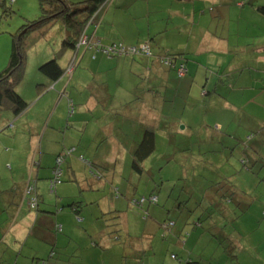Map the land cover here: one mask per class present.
<instances>
[{
  "label": "rangeland",
  "instance_id": "obj_1",
  "mask_svg": "<svg viewBox=\"0 0 264 264\" xmlns=\"http://www.w3.org/2000/svg\"><path fill=\"white\" fill-rule=\"evenodd\" d=\"M68 1L82 3L88 0ZM143 1L145 2L143 3ZM148 1L129 0L128 2H135V6H140L148 3ZM152 1L149 23L153 31V49L157 53L164 55L169 53L178 54L183 53L182 51L187 48L192 51L190 55L186 54V61L189 66L194 62L203 65L206 69L213 68V72L216 74L219 71L220 75L227 73L228 81L234 80L238 73L254 71L253 67L255 66L256 57L252 62L246 59L250 56L251 50L255 51L256 49V53H259L263 46L261 42H264V17L256 13L251 5H264V0H188L186 3H181L180 5L171 2L172 0H161L159 11L154 9V7L160 0ZM2 2L0 6V72L8 64L12 46L11 35H15L22 26L37 20L42 15L38 0H15L12 4L8 0H3ZM241 3L244 7L240 6ZM126 4L124 0H110L103 7L104 9L102 8V12L109 5L113 8L123 9ZM183 4L185 7L182 6ZM184 8L185 10H183ZM135 15L134 11H127V16L130 17L128 19L130 25H123L124 20L120 18L115 21V26L121 31H129L128 27L133 30L140 28L146 33V20L143 18H133ZM65 30L67 29L63 21L59 20L33 33L25 40L26 44L23 48L25 57L24 75L17 89V92L21 90L23 93L21 97L25 102L31 101L34 89L40 88L38 87L39 85L47 86L45 83L48 80L39 73V67L56 58L60 65L62 58L59 59V52L62 48ZM244 35L260 38L247 39ZM237 36L239 37L238 45H232L235 47L234 51L223 52L224 48H222L221 39H226V42L229 44ZM252 42H255L256 46H251ZM220 50L223 53H220ZM232 58L236 60H232ZM239 58L244 60L239 61ZM122 60L117 59L112 62L110 68H113V64H115L116 68H113L111 72H108L109 69L104 70L107 73L106 76H94L90 71L78 64L75 72L80 74L79 77L76 74L75 79L71 80L70 75H64L59 80V85L55 83L57 88H62L63 91L65 90L66 93H69L72 99L76 96L78 97L73 90L74 88H77L79 92L82 89L79 90L78 88H101L106 93L105 100L103 101L106 103L105 108L111 111L112 116L118 117L112 122L113 128H115V132L112 135L113 139L96 140L95 127L90 124L89 118L98 117L101 112L94 110L87 111L85 104H82V109H79L90 125L89 130H93L94 132L92 133L94 134V143L86 146L88 138H85V144L81 146L86 150L89 148V151H93V153L95 148L99 146L102 147L100 151H103L108 146L116 147L119 137L124 143L131 145L134 138L138 136L135 128H139V125L130 126L127 116L132 118L135 114H139L140 117L141 111L143 121L140 123L142 124L145 123L147 118L152 119L154 116V114L153 116L150 115L153 113L152 109L144 108L146 91L150 87L147 86L146 88L143 85L138 90V88L133 86L134 81L139 77L138 70H140V67L133 68L135 70L133 71V76L131 72L124 70L123 67H119L123 64ZM118 62H120L119 65ZM217 63H221V66L215 67ZM227 67L229 68L228 70H226ZM230 72L235 73L234 78L229 74ZM103 85L105 87H102ZM171 87L173 88L172 84L167 88ZM29 89H32L31 93H28ZM233 89L236 90L235 88H219V90L216 88L214 94L196 102V94H192L193 99L189 100V102L194 106L188 105L186 109L183 102L182 107L179 106L180 101H177L174 105L162 102V93H160V102L165 104L166 107L160 105L156 111L159 110L161 115L165 116L163 118L164 121L175 119V122L179 124L178 135L175 140H172V143H169L170 136L166 135L163 126H160V131H156V148L143 165L146 171L150 170L146 177L140 178L137 175H131L129 166L128 164L126 165L124 177L127 182L133 184L135 190L127 187L123 188L122 182L116 178L113 179V188H120L124 196L139 198L140 196H148L152 193L159 199V203L156 206L146 205V208H144L145 211L147 210L146 212L141 209H129L130 207L126 206V210L129 209V213L122 224L124 234L134 238L141 237L146 225L151 224L149 226L151 228L152 226L154 227L153 222H161L164 218H167L176 223V230L183 231L182 234H179L182 236L183 241L187 242L185 246H187L188 250H192L194 264H206L210 253L216 250H219V253L213 257V261L219 260L220 264H250L249 259L252 256L248 253L253 252L256 248L254 244H249L248 240L249 238L254 240L253 238L257 237L258 233L264 232V217L254 219V213L258 207L263 206L262 209H264V170L260 171L258 169L260 164L255 163L248 154V140L242 137L247 134L246 131L249 128L248 124H245V121L238 116V113L245 110L246 119L250 115L257 114V112L263 114L264 99H260L263 103H259L257 100L254 105L249 104L246 109H243L239 107L244 105L241 102V94L235 97ZM211 90L212 88H209V91ZM240 92L242 91L235 92V94ZM88 96V92L84 90L81 93L80 102L84 103V101H87ZM163 99L168 101L167 95ZM225 101L228 103L226 104ZM28 103L30 104V102ZM155 103H159V101H155ZM216 103L219 107H216ZM229 104L234 105L235 108H232ZM74 109L77 112V106H74ZM25 112L30 117L42 116L44 114L40 105L34 104L29 106ZM182 112H185V114ZM6 114H9V112L0 111V123ZM10 116L13 117V115ZM154 119L156 120L155 117ZM10 125L12 127V123ZM237 126L242 128L237 133L239 137L234 135L236 132H233ZM183 127L186 129L183 130ZM124 128H127L126 132L131 130L128 137L133 136V139L124 136ZM6 130L0 133V140L2 139V135L7 134ZM117 137L118 139H116ZM233 137L242 139H234ZM10 144L12 148L6 146L8 149L7 156L12 157L13 166L22 171L19 176H14V179H21L22 175L29 177V172L33 168L31 167V162L28 172L26 162H24L25 155L21 153L20 156L18 152L21 145L14 141ZM25 148V144H23L21 149L24 150ZM115 153H117V150L109 151L105 157V163L109 165V168H107L109 171L105 172L107 175L110 174L113 164L118 159L113 156ZM82 154L88 159L93 158L92 154ZM86 158L84 159L88 161ZM244 163L248 167L257 165V168L252 166L253 170L250 172L246 167L244 168ZM3 175L8 176L7 173H3ZM153 179L155 180L153 181ZM157 179L159 183L156 186ZM4 182V180H1L0 186ZM219 183H221L223 189L220 193H217L218 190L215 189V185H219ZM228 188L231 189V192L228 191ZM43 189L45 190L46 187L44 186ZM103 193L101 192L100 195L102 196ZM211 197L217 200H221L224 197V205L229 211L227 216H230L231 220L227 219L225 222L219 221L218 218L220 216H217L218 214H215L213 219H217L219 221L217 222L219 223L218 225L223 227L227 233L235 236L233 238L234 242L232 239H228L229 246L227 249L233 248L232 243H235L236 252L232 256H236L239 262H236L235 258H232L231 255L224 254L223 257H220L222 250H227L226 246L223 248L220 236L214 235L217 230L210 229L209 232L207 231L208 227L216 228V225L206 224L207 220L204 218L202 228L197 229L194 227L193 220L194 218L198 219V216L196 215V210L192 208L199 202H203L202 207L208 206V199ZM234 198L246 204V208L249 207L251 212L249 214H240L235 211L234 213L236 208H234V203L230 202ZM176 199L180 200V202H186L185 207L179 212H176L174 208ZM110 200L112 209L115 204L120 208L119 204L112 197H110ZM163 206L165 207L164 212L161 211ZM158 209L161 214L157 212ZM145 213H147L148 220H144L145 218H143ZM188 215H190V218L187 217ZM221 216L224 217L222 214ZM155 228H157V225ZM189 234L190 236L188 237ZM249 234H251V237ZM152 240L150 242L149 240L146 242V239L142 241L144 245L143 249L152 254L149 258L158 260L159 262V254L164 252L166 257L165 255L162 257L166 258V264H186V260L182 259L184 258L183 250L187 249L182 243H178L177 239L173 240L171 236L170 239L168 238V241L164 240V242L160 237L154 238L153 236ZM175 241L177 242L175 243ZM4 242L6 245L4 247L0 246V259L4 257L3 264H28L24 258H14V255L11 254L14 250H10L12 248L9 247L10 241L8 238ZM192 243H194V246L190 248L189 245ZM30 245L40 246L37 241L31 242ZM238 245L240 249H237ZM109 250L113 251V260L118 261L122 252L121 245L115 243L109 247ZM258 250H264V247L261 246ZM67 251L71 252V250H61L60 262L67 260L64 255ZM39 252L40 257L45 260L47 256L46 250H39ZM137 253V250H132V255H137ZM171 255H176L179 259L172 260L170 258ZM135 263L132 260L131 264Z\"/></svg>",
  "mask_w": 264,
  "mask_h": 264
},
{
  "label": "crops",
  "instance_id": "obj_2",
  "mask_svg": "<svg viewBox=\"0 0 264 264\" xmlns=\"http://www.w3.org/2000/svg\"><path fill=\"white\" fill-rule=\"evenodd\" d=\"M128 1L129 0H124V2L127 4L123 7V9L115 7L113 8L111 5H109L111 7L108 6L106 10L102 12V10L104 9L103 8L96 15V18L91 23L89 28H87V35H93V37L95 36V39L100 40L103 45H110L111 43H116L123 44L126 46H132L141 42H149L153 49V31L151 30L149 23L150 13L152 9V6L150 5L153 1L147 0L148 3L140 6H135V2L130 3ZM144 2L145 1H143V3ZM160 2L161 0L155 5L154 9L159 11V7H161ZM171 2H175L180 5L181 3H186L187 1L172 0ZM182 6L185 7L184 4ZM240 6L244 7L242 3L240 4ZM183 10H185V8ZM127 11H134L136 15L133 18H143L146 20V33H144L140 28H135V30H133L127 27L129 31H121L118 27L115 26V21L120 18H123L124 20L123 25H130V21L128 20L130 19V17L127 16ZM244 36L247 39L260 38L257 36ZM238 40L239 37L237 36L235 40L231 41L228 44L226 42V39H221L222 48H224L223 52L234 51L235 47L233 46L238 45ZM261 44L263 46L260 49L259 53H256V49L255 51L251 50L249 53L250 56H248L246 59L247 61L252 62L255 60L256 57L255 66L253 67L254 71L248 73H238L236 77L234 72H230L229 74L232 75V78L235 77V79L232 81H228L227 73L224 75H220L219 71L216 74L213 72V68L206 69L203 65L196 64L193 61V64L191 66H189L187 61H185L187 74L183 78L179 79L173 72L168 71L165 66H161L160 62H158L159 60L157 59V57H161V55L163 54L160 55V53H157L154 49L153 51L154 54L156 53V57L152 59H132L121 57L107 58L101 53L94 51H81L80 49L79 53L67 52L62 57H60L62 58L60 66L64 70H66L69 62L71 61V58L77 56L78 64L82 66V68H85L86 70L90 71L94 76H106L107 73L104 70L109 69L108 72H111L113 68H116L115 64H113V68L111 69L110 64H112V62L116 61L117 59H123L121 61L123 64L119 67H123L124 70L131 72V75L133 76V71H135L133 70V68L140 67V70H138L139 77L136 78L133 86L138 88V90L143 85L146 88L147 86L150 87L146 91V102L144 103V108L147 107L149 109H152L153 113H151L150 115L153 116L154 114V116L152 117V119L147 118L145 120V123L142 124L140 122L143 121V118L141 117L140 111V117L139 114H135L132 118L127 116L129 120V125L136 126L138 124L139 128H135V132L137 133L142 131L143 127L147 124L155 126L156 131L159 130L157 129L159 127L158 125L162 124L166 127V135L170 136L169 140L172 142V140H175L178 135L177 128L179 124L175 122V119H167V121H164L163 118H165V116L161 115L159 110L156 111V109L159 108L160 105L165 106V104L160 102V93H162V102H168L169 105H174L177 101H180L179 106L182 107L183 102L186 106L185 109L188 105L191 107L194 106L192 103L189 102V100L193 99L192 94H196L195 102L205 97H209V88H218V90L219 88H235L236 90L233 89V91L235 92L242 91L238 94H235L234 92L233 95L235 97H238L239 94H241V102L244 103V105L238 106L243 109H246L249 104L254 105L257 100L259 103H263L262 101H260V99H264V42H261ZM251 46H256V43L252 42ZM182 52V57H185L186 54L190 55V52L192 51L186 48ZM219 52L223 53L221 50ZM232 60L236 59L232 58ZM238 60L240 61L244 59L239 58ZM119 63L120 62H118V65ZM219 66H221V63H217L215 65V67ZM228 69L229 68L227 67L226 70ZM246 69L248 68L246 67ZM75 71L76 70H74V72L70 75L71 80L75 79V76L77 74ZM79 75L80 74H77V77H79ZM57 84L59 85L60 81H58ZM171 84L173 88H167L171 86ZM102 87L105 86L103 85ZM78 89H82V91L79 92L77 88H74L73 90L75 94L78 95V97L76 96L74 97V99H72L69 93H66L65 90L63 91L62 88H57V85L55 84L51 85L49 88H47V90H39L35 88L33 98L31 99V101H27V103L30 102V104L28 103L29 106L33 104L40 105L41 110L44 112L42 116L30 117L26 114V112H24L19 115L18 118L11 117V113L6 114L5 117L2 118V121L0 123V133L3 132V130H6L10 123H12L13 128L8 129L9 132L7 131L6 135H2V139L0 140V181H5L1 185L2 188L0 186V246L4 247L6 245L4 240L8 238L10 241L9 247L12 248L10 250H41V246L30 245V243L36 241L35 237L39 235H44L46 237V241H49V243H54L55 236L53 234V230L56 224L61 225L63 233L66 237L68 247L70 244H73V239L75 238V236L81 234V230L78 231L74 217H72L71 213L65 211L63 212L61 210L57 213V215L53 214V211L55 210V205L53 207L51 204L62 203L67 198L73 200L74 193L72 192L74 191V189L72 187V184L66 181L67 179H65L66 183L57 187L56 196H52L48 192L47 179L50 176L49 170L53 165L52 161L55 156L63 154L65 149H68L70 147H76L81 153H85L86 155L92 154L94 158L93 161H95L99 166L101 165L105 167V157L107 156L108 152L117 150V153L113 155L116 157L123 141L118 136L119 144L117 142V148L113 146H108L103 151H100L102 147L99 146L95 148L94 153L93 151H89V148L88 150L82 148L81 145L85 144V138H88V141H92L90 143L88 142L86 146L94 143V134H92L94 132L93 130H89L90 125L87 123L82 113L79 111V109H82V104H85L87 111L94 110L101 112L98 117L89 118L90 124L95 127L96 140H103L106 138L113 139L112 135L113 132H115V128H113L114 125L112 122L118 117L112 116L111 111L105 108L106 103L103 101L105 100L106 93L101 88ZM84 90L88 92L89 96L87 97V101H84L83 103L80 102V99L81 93ZM18 92L21 96H23L21 90H18ZM31 92L32 89H29L28 93ZM166 95L168 101L163 99ZM69 99L72 100L73 106H77V112H75L74 109V113L72 114V116H70L69 114ZM155 101H159V103H155ZM225 102L226 104L228 103L227 101ZM229 105L232 108H235L234 105ZM216 107H219L217 103ZM182 113L185 114V112ZM238 116L245 121V124H248L249 128L246 131L247 134L242 138L247 139L250 134H255L254 138L251 139L250 142H248V154L250 155V157H252V160L254 157H257L261 160L262 163H264V154H262V152H264V113L262 114L257 112V114L250 115L246 119L245 110H243L238 113ZM154 117L156 118V120L154 119ZM101 124L102 126H100ZM185 129L186 128L183 127V130ZM241 129V127L237 126V128L233 131L236 132L234 133V135L238 136L237 133L240 132ZM123 130L125 131L124 136L126 138L133 139V136L128 137L131 130H129L128 132H126L127 128H124ZM118 137L116 139H118ZM233 138L242 139L237 137ZM134 139L139 140L140 136H137ZM13 141L18 142L21 146L25 144L26 148L22 150L20 146V150L18 152L20 156L21 153H24V162H26L27 170L29 169L31 162V167L33 168L30 172L28 170V172L30 173L29 177L26 175H22L21 179H14V176H19L22 171H20L19 168H15L12 164V157L7 156V147L12 148V145L10 143ZM125 146L129 145L125 143ZM36 151L39 152V168L32 166V157L34 155V152ZM70 165H72L73 167L72 161L70 162ZM3 173H7L8 176L3 175ZM81 179L83 187L89 189L87 188V185L88 183H91V181L85 179L84 177H81L80 180ZM30 181H35L38 196H40L42 200H45L47 201V203H49L47 208H50L51 211H44L38 214L35 211L31 212L29 210L28 203L23 198V190L25 184ZM92 185L94 184L92 183ZM44 186L46 187V191L43 189ZM98 187L100 188L101 186ZM105 195L103 198L100 197V199L97 198L98 195H91L87 196L88 198H85L86 200H88V202H92V199H94L98 203L99 209H101L103 213H106L109 212V210H111L112 208L110 198L105 197ZM262 207L263 206L258 207L256 212L254 213V219H258L259 217L262 218V216L264 217V209H262ZM249 212L251 211L249 210V207H247L246 211L243 214H249ZM228 235L229 239L232 240L235 237L232 234ZM249 235L251 237V234ZM253 239L254 240L249 238L248 240V243L254 244L256 248V250L253 251L254 253H248L252 256L249 259L250 264H264V250H258L261 246L264 247V232L258 233L257 237H254ZM193 244L194 243L190 244L189 247H193ZM185 245H187V242ZM232 245L233 248H230V250H222V254L220 257H223L224 254L232 256L236 252L235 243H232ZM184 247L187 250H183L184 258L182 260L185 259L186 264H194L195 261H193L192 259V250H188L187 246ZM238 247L240 246L238 245ZM218 253L219 250L210 253L209 259H207L206 264H219V260L213 261V257H215ZM164 255L165 253L161 252L158 257L159 262L158 260L151 259L149 264L151 262L152 264H166V258L162 257ZM3 258L0 259V264L4 263ZM235 260L236 262H239L237 261V258H235Z\"/></svg>",
  "mask_w": 264,
  "mask_h": 264
},
{
  "label": "trees",
  "instance_id": "obj_3",
  "mask_svg": "<svg viewBox=\"0 0 264 264\" xmlns=\"http://www.w3.org/2000/svg\"><path fill=\"white\" fill-rule=\"evenodd\" d=\"M2 1L3 0H0V6L3 3ZM109 1L110 0H88L82 3H72L68 0H38L40 4V11L42 14L41 17L33 22H30L27 25L22 26L15 35H11L12 46L8 64L6 68L2 72H0V111H6L11 113L13 117H18L29 107L28 103L25 102L22 99L21 95H19L17 92L18 86L19 84H21L24 75L25 57L23 54V48L26 44L25 40L27 39V37L49 26L50 24L61 20L63 21L67 30H65L62 40V48L59 52L60 57H62L67 52L79 53L80 49L81 51L93 52V50H89V48L79 46V42L84 34L87 35V28H89L91 23L96 18V15L102 10L103 7L108 4ZM8 2L12 4L13 2H15V0H8ZM79 6L82 7L79 8ZM251 7L255 9L256 13L264 17V5H251ZM89 37L92 39V41H99L103 45L100 40L95 39V36L93 37V35H90ZM144 44L148 45L151 56H146V54L143 52H139L138 54H135L133 56H108L104 53L101 54L107 58L121 57L132 59H152L156 57L149 42H141L132 46H126L123 44L120 45H123L125 48H129L135 46L139 47ZM103 46H105V44ZM182 55L183 54L181 53H169L165 55L163 54L161 55V57L158 56L157 59L163 67L165 66V60H169L170 65L165 66V68H167L168 71L173 72L175 75V71L181 66L186 70L187 74V68L185 64L186 56L182 57ZM74 58L76 59L75 63L77 67V56H74ZM72 61L73 59L71 58L68 66ZM38 71L48 80L46 87H44L43 85L38 86L40 87L37 88L39 90H47V88L57 83L64 75H68L65 73L66 70H64L59 65L57 58L40 66ZM215 92L216 89L213 88L209 92V95H212ZM69 105V114L71 115L74 113V106L71 99H69ZM9 125L6 131L13 128ZM158 126H163L164 132H166V127L164 125ZM160 130L161 127L158 131ZM177 130L179 129L177 128ZM137 134L138 137L140 136L139 140L134 139L129 146H125L124 142L121 144L118 155L116 156V158L118 159L116 160V163L113 164L109 175L105 174V172L109 171L107 169L109 168L108 164H105V167L101 165L99 166L95 161H93L94 158H86L85 155L78 151L76 147L65 149L63 154H59L54 157L52 161L53 165L49 170L50 176L47 179L48 192L52 196H56L57 187L68 181L72 184V187L74 189V191L72 192L74 193V199L71 200L70 198H67L62 203L51 204L53 207L55 205L53 214L57 215V213L61 210L63 212L65 211L71 213L72 217H74L78 231L81 230V234L75 236V238L73 239V244H70L68 247L66 237L63 233L61 225L56 224L53 230V234L55 236L54 243H49V241H46V237L44 235L35 237V240L42 247L41 250H46L47 252L45 260L40 257L39 250L17 249L14 250V252H11V254L14 255V258H24L25 260H27L28 264H131L132 260L136 262L135 264H149L152 259L149 257L152 254H149L146 249H143V240L146 239V242L147 240H149L150 242L153 241V236L154 238L158 236V238L160 237L161 239H163L162 241H167L168 238L170 239L172 236L173 240L177 239V241H179L178 243H182L185 246L186 242L183 241L182 236L179 234H182L183 231L176 230V223L173 220H169L167 218H164L161 222H153L154 227L152 226L150 228L149 226L151 224L146 225L141 237L134 238L130 235L124 234L122 224L123 221L127 218L129 209L144 210V208H146V205L156 206L159 203L158 197L152 193L148 196H140L139 198H136L124 196L123 191H121L120 188H113V179L116 178L118 179V181L123 183V188L127 187L131 190H135L133 184L127 182L126 178L124 177L125 167L127 164L129 166L131 175H137L141 178L146 177L148 175V172H150V170L146 171L143 165L145 160L150 157V155L156 148V128L151 124H147L143 127V130L137 132ZM254 136L255 134H250L247 138L248 142H250V140L253 139ZM88 142L90 143L92 141L89 140ZM169 143L172 142L169 140ZM38 156L39 152H34V155L32 157V166L39 168ZM84 158H86L88 161H86ZM71 161L73 162V167L72 165H70ZM253 161L260 164V166H258V169L260 171L264 170V163H262L259 158L254 157ZM243 166L251 172L253 170L251 167L254 165L248 167V165L244 163ZM256 166L257 165H255L254 167ZM66 177H68L69 179ZM81 177H84L85 179L91 181V183H88L87 185V188L89 189L83 187L82 179L80 180ZM65 179L67 180L65 181ZM154 180L155 179H153V181ZM92 183L94 185H92ZM158 183L159 182L157 179L156 186L158 185ZM98 186L101 187L99 188ZM215 189L218 190L217 193H220V191L223 189V186L221 185V183H219V185L216 184ZM228 191L231 192V189L228 188ZM101 192H104L102 196L100 195ZM91 195H98V199H100V197L103 198L104 195L107 198L112 197L116 201V203L119 204L120 208L115 204L113 210L111 209L109 210V212L103 213L101 209H99L98 203L94 199H92V202H88V200H86L85 197ZM23 198L25 201H27L28 207H30L29 210L31 212L35 211L39 214L44 211H51L50 208H47L49 203H47V201L45 200H42V198L38 196L35 181H30L25 184L23 190ZM223 198L224 197H222L221 200H217L216 198L211 197L210 199H208L209 204L206 207H202L203 202L195 204L192 209L196 210L198 219L194 218L193 222L194 227L197 229L203 227L204 218L205 220H207L206 224H211L213 226L216 225V228H213L211 226L208 227L207 231L209 232L210 229L217 230L214 235H216L217 237L220 236L223 248H225L226 246L227 249L229 246L228 234L230 233H227L225 229L223 227H220L218 225L219 223H217L220 220L223 222H225L227 219L231 220L230 216H227L229 211L224 205ZM31 199L34 200L32 201ZM230 202L234 203V208H236V210H234V213L235 211H237V213L243 214L246 211V204L240 202L239 200H235L234 198L231 199ZM185 205L186 202H180V200L178 199H176V201L174 202V208L176 212L181 211L185 207ZM126 206H129L130 208L126 210ZM161 211H165L164 206L161 208ZM157 212L161 214L159 209L157 210ZM220 213L224 215V217H222ZM215 214H218L217 216H220V218H218L219 221H217V219H213V216ZM187 217L190 218V215H188ZM143 218H145L144 220H148L147 213H145ZM155 224L157 225V228H155ZM189 236L190 234L188 235V237ZM177 241H175V243ZM115 243L121 245L122 248V252L118 259L119 262L113 260V251L109 250V247L111 245H114ZM239 248L240 247H238L237 249ZM61 250H71V252L67 251L66 254H64L67 260L63 262H60L59 260ZM132 250H137V255H132ZM227 250H230V248ZM170 258L172 260L179 259L176 255H171Z\"/></svg>",
  "mask_w": 264,
  "mask_h": 264
},
{
  "label": "built area",
  "instance_id": "obj_4",
  "mask_svg": "<svg viewBox=\"0 0 264 264\" xmlns=\"http://www.w3.org/2000/svg\"><path fill=\"white\" fill-rule=\"evenodd\" d=\"M79 46H82V47L84 46L86 48H89V50H93L94 52H98V53H104L108 56H111V55H119V56H130L131 55L133 56L135 54H138L139 52L145 53L146 56H151L149 47L147 44H144L139 47L135 46V47H129V48H125L123 45H120V44H111V45L103 46L99 41H92V39L88 35H85V34L81 37ZM75 61L76 59L73 58L72 63H70V65L66 69V72H65L66 74L71 75L73 73L76 67ZM164 65L165 66L170 65L169 60H165ZM175 72H176L177 77L179 78L184 77L186 74V70L182 66L178 68Z\"/></svg>",
  "mask_w": 264,
  "mask_h": 264
},
{
  "label": "water",
  "instance_id": "obj_5",
  "mask_svg": "<svg viewBox=\"0 0 264 264\" xmlns=\"http://www.w3.org/2000/svg\"><path fill=\"white\" fill-rule=\"evenodd\" d=\"M183 129V128H182Z\"/></svg>",
  "mask_w": 264,
  "mask_h": 264
}]
</instances>
